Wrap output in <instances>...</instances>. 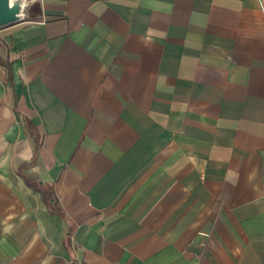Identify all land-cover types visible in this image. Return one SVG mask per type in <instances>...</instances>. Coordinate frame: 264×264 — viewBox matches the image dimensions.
<instances>
[{
    "label": "crops",
    "instance_id": "0c3cea01",
    "mask_svg": "<svg viewBox=\"0 0 264 264\" xmlns=\"http://www.w3.org/2000/svg\"><path fill=\"white\" fill-rule=\"evenodd\" d=\"M18 16L0 27V264H264V0Z\"/></svg>",
    "mask_w": 264,
    "mask_h": 264
},
{
    "label": "water",
    "instance_id": "95a60500",
    "mask_svg": "<svg viewBox=\"0 0 264 264\" xmlns=\"http://www.w3.org/2000/svg\"><path fill=\"white\" fill-rule=\"evenodd\" d=\"M19 12V0H0V27L16 22Z\"/></svg>",
    "mask_w": 264,
    "mask_h": 264
},
{
    "label": "trees",
    "instance_id": "16d2710c",
    "mask_svg": "<svg viewBox=\"0 0 264 264\" xmlns=\"http://www.w3.org/2000/svg\"><path fill=\"white\" fill-rule=\"evenodd\" d=\"M39 189L42 191V195L46 201L48 198L50 199V197H51V191L50 190L46 191L42 188H39Z\"/></svg>",
    "mask_w": 264,
    "mask_h": 264
},
{
    "label": "built area",
    "instance_id": "2783aa9c",
    "mask_svg": "<svg viewBox=\"0 0 264 264\" xmlns=\"http://www.w3.org/2000/svg\"><path fill=\"white\" fill-rule=\"evenodd\" d=\"M10 1H12V0H10ZM19 4L21 5V0H19Z\"/></svg>",
    "mask_w": 264,
    "mask_h": 264
}]
</instances>
